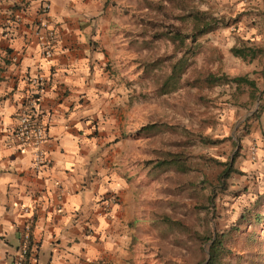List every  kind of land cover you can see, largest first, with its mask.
Wrapping results in <instances>:
<instances>
[{"label":"crops","instance_id":"1","mask_svg":"<svg viewBox=\"0 0 264 264\" xmlns=\"http://www.w3.org/2000/svg\"><path fill=\"white\" fill-rule=\"evenodd\" d=\"M256 1L258 8L248 10L253 14L247 9L238 14V23H248L247 32L235 34L231 47L243 42L264 48V0ZM116 3L0 0V264H13L25 224L27 264H104L122 243L119 232L130 220L124 207L129 187L107 155L111 145L106 147L113 142L107 128L116 103L114 77L106 69ZM42 6H48L44 20L55 34L49 58L35 28ZM232 58L243 65L263 59ZM251 70L235 76L254 80L246 74ZM38 76L36 94L32 81ZM33 95L44 124L41 151L47 162L36 171L32 148L12 137L19 110ZM258 123H264V110L256 118L255 137L264 134Z\"/></svg>","mask_w":264,"mask_h":264},{"label":"rangeland","instance_id":"2","mask_svg":"<svg viewBox=\"0 0 264 264\" xmlns=\"http://www.w3.org/2000/svg\"><path fill=\"white\" fill-rule=\"evenodd\" d=\"M146 1L157 3L159 0H117L112 13L115 37L106 69L114 77L113 96L116 103L110 108L112 120L107 128L111 136L108 140L113 142L108 141L106 147L111 145L107 155L111 158L115 173L122 176L129 187L124 207L129 211L130 220L126 229L119 232L122 243L117 245L118 249L104 264H161L158 261L193 264L200 256L198 248L186 244L184 237L181 245H178L171 235L162 237L150 233L146 230L147 223L154 218V213L169 210L167 203L173 202L177 204L174 218H180L185 225L199 228L197 220L204 216L205 210L197 208L202 205L213 209L209 216L212 230L220 232L239 227V216L243 209L254 201L264 187V134L255 137L256 119L247 120L257 110L258 104L255 110L257 102L249 104L244 89L238 93L233 87L227 86L200 91L183 89L162 99L148 97L145 101L131 97V94L137 96L138 92L150 91L148 86L133 81L136 78V62L149 56L169 54L171 50L160 42L149 49L133 44L134 40L139 42L146 38L139 35L140 21L159 18L143 7ZM230 3L231 6L228 5ZM189 6L224 18L228 23L246 9V13L253 14V11L248 10L258 8L256 0H216L214 3L211 0H193ZM247 26L246 21L236 26L230 23L229 27L200 38L202 51L196 56L188 76L201 71L224 73L232 77L253 68L246 74L260 87L259 70L264 60L260 58L252 64L243 65L229 53L237 36L235 34L247 32ZM199 96L207 98L210 103L199 104L196 100ZM154 122L178 124L191 132L218 138L222 142L217 146L194 145L183 148L170 145L178 140L174 135L139 139L131 137L140 127ZM258 126L262 127L264 123H258ZM259 139H262L260 145ZM151 149L173 152L184 149L185 154L189 155L193 171L186 175L166 173L157 180H146L137 163L152 159L148 153ZM251 149H254V156L250 154ZM234 155L236 173H232L224 185L217 182V175L222 168L205 164L199 158L203 156L224 163ZM258 233L257 238L264 236V231ZM231 235V250H240L241 234L232 232ZM207 244L202 246L203 251ZM263 244L261 251L264 252Z\"/></svg>","mask_w":264,"mask_h":264},{"label":"trees","instance_id":"3","mask_svg":"<svg viewBox=\"0 0 264 264\" xmlns=\"http://www.w3.org/2000/svg\"><path fill=\"white\" fill-rule=\"evenodd\" d=\"M190 1L159 0L157 3L146 1L143 7L154 17L159 16V18H155L153 21L141 20L139 35L146 38H142L139 42L134 40L133 44L142 49H149L160 42L166 48L169 46L171 50L169 54L149 56L136 62V78L133 81L148 86L150 91L147 93L138 92L137 96L131 94V97L145 101L148 97L162 99L183 89L200 91L217 86H227L233 87L237 93L244 89L249 104L257 102V110L247 120L258 118L264 110V64L260 71L262 80L260 87L254 80L248 79L246 76L229 77L224 73L201 71L188 76L190 68L195 64L196 56L202 51L200 38L220 28L229 27L230 23H233V26L238 23V17L232 18L228 23L224 18L214 17L206 11H199L189 6ZM197 1L201 2L202 0ZM164 3L169 6H164ZM229 53L242 62H249L257 55L264 59L263 47L247 46L243 42L232 46ZM196 100L203 105L210 103L207 98L202 96L197 97ZM165 134L178 138L177 141L170 143L175 147L217 146L222 142L218 138L212 139L201 133L191 132L181 125H169L162 122L146 124L135 131L131 137L152 138ZM226 139L230 140V138ZM232 145L234 144L232 143ZM148 153L152 155V159L137 163L139 171L146 180H157L166 173L186 175L193 171L189 155L185 154L184 149L177 152L151 149ZM199 158L205 164L222 168L217 175V182L220 185H224L228 177L232 173H236L233 166L235 155L224 163L203 156H199ZM203 183L201 182V184ZM190 187L194 188L195 186ZM167 205L169 210L154 213V218L147 223L146 230L157 236L171 235L174 243L178 245H181V239L184 237L186 244L190 243L200 252L199 259L193 264L203 263L205 254L202 246L207 243L210 244L208 260L205 264H264V252L261 251L264 236L257 238L258 232L264 231V187L254 201L243 209L239 216V227L220 232L212 230L209 223V216L213 211L210 206H198L197 209L205 210V214L197 220L199 228H195L183 224L180 218H174L176 203L168 202ZM232 232L241 234L240 250L232 251L230 248ZM158 263L174 264L165 261H158Z\"/></svg>","mask_w":264,"mask_h":264},{"label":"built area","instance_id":"4","mask_svg":"<svg viewBox=\"0 0 264 264\" xmlns=\"http://www.w3.org/2000/svg\"><path fill=\"white\" fill-rule=\"evenodd\" d=\"M48 6H42L35 28L37 36L42 46V54L45 58L51 56V44L55 38L54 31L48 29L44 16L47 14ZM41 30L43 33H39ZM42 78L36 77L32 84L36 88V94L41 89ZM37 104L36 95L26 99L24 105L19 110L17 124L12 131L13 139L19 145H28L32 148L31 159L33 170H39L47 164L41 147L44 143V124L36 115L35 107ZM251 155L254 156V149H251ZM26 212V209H23ZM30 228L25 224L20 233V240L17 250L14 253L13 264H27L30 258Z\"/></svg>","mask_w":264,"mask_h":264},{"label":"water","instance_id":"5","mask_svg":"<svg viewBox=\"0 0 264 264\" xmlns=\"http://www.w3.org/2000/svg\"><path fill=\"white\" fill-rule=\"evenodd\" d=\"M257 108V103L255 104V109ZM210 243L207 244V246L205 247L204 249V254H205V260L203 261L202 264H205L206 261L208 260V246H209Z\"/></svg>","mask_w":264,"mask_h":264}]
</instances>
